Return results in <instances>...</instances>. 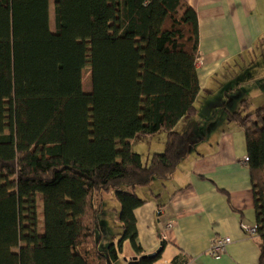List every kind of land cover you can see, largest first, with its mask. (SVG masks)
I'll list each match as a JSON object with an SVG mask.
<instances>
[{"label": "trees", "instance_id": "16d2710c", "mask_svg": "<svg viewBox=\"0 0 264 264\" xmlns=\"http://www.w3.org/2000/svg\"><path fill=\"white\" fill-rule=\"evenodd\" d=\"M200 56L185 0H53V13L50 0H0V264H155L137 189L171 179L193 145ZM228 119L246 133L264 264V104ZM162 130L145 167L133 141Z\"/></svg>", "mask_w": 264, "mask_h": 264}, {"label": "crops", "instance_id": "0c3cea01", "mask_svg": "<svg viewBox=\"0 0 264 264\" xmlns=\"http://www.w3.org/2000/svg\"><path fill=\"white\" fill-rule=\"evenodd\" d=\"M185 1L199 20L201 56L196 66L201 90L228 63L241 59L249 75L260 80L255 91H261L264 0ZM248 53L263 55L258 65L255 56L245 57ZM225 96L198 101L196 115L184 128L193 144L186 156L171 179L142 187L148 202L135 210L138 237L146 255L162 248L155 264L176 259L184 264H259L258 240L242 229L256 226L246 133L228 119L238 107L228 109ZM228 237L232 241L226 253L215 260L209 255L213 241Z\"/></svg>", "mask_w": 264, "mask_h": 264}, {"label": "rangeland", "instance_id": "374dc122", "mask_svg": "<svg viewBox=\"0 0 264 264\" xmlns=\"http://www.w3.org/2000/svg\"><path fill=\"white\" fill-rule=\"evenodd\" d=\"M50 4L53 13V0H50ZM245 55V57L255 56V65H258V58L263 56L261 54L254 55L250 53ZM222 59L223 57L219 58L217 62L221 61ZM243 62L244 61L241 59L232 60L226 65L227 69L224 71V73L223 71H220L214 77H212L209 82H207V84L202 87L199 96V101H201L202 98L211 95L217 96V99H222V96L226 95L225 103L227 104V107L230 110L235 106L238 107L237 110L234 109L235 111H239L243 115H247L253 112L254 110L258 109L261 104L264 103V88H261V91H255V85H257V83H260V80L255 79L254 77L249 75L248 68L244 65ZM83 86L87 92L91 90V74L89 68L84 70ZM246 97H251V99L247 101ZM179 130H183L182 125ZM167 139V132L162 130L160 134L156 137H138L133 141L135 151L143 157V163L145 167H148L150 165L151 160L155 154L163 153L165 151ZM193 150H195V147L193 148ZM142 190L143 188L137 189V194L139 196L143 195ZM108 205L111 208V216L114 215L115 217V215L119 212L120 204L112 199V201H110ZM112 230L116 232L115 230L118 229ZM109 232L111 233V231Z\"/></svg>", "mask_w": 264, "mask_h": 264}, {"label": "built area", "instance_id": "2783aa9c", "mask_svg": "<svg viewBox=\"0 0 264 264\" xmlns=\"http://www.w3.org/2000/svg\"><path fill=\"white\" fill-rule=\"evenodd\" d=\"M242 229L250 236H255L257 233L256 226L253 228H249L244 225L242 226ZM231 241L232 240L229 237L215 239L212 243L209 255L216 260H220L223 254L226 252L227 247L231 243Z\"/></svg>", "mask_w": 264, "mask_h": 264}, {"label": "water", "instance_id": "95a60500", "mask_svg": "<svg viewBox=\"0 0 264 264\" xmlns=\"http://www.w3.org/2000/svg\"><path fill=\"white\" fill-rule=\"evenodd\" d=\"M160 249L156 252V253H154V254H150V255H146V256H143V257H148L149 259H154L155 258V256L158 254V253H160ZM142 257V258H143ZM130 264H138V259L137 258H134V260L132 261V262H130Z\"/></svg>", "mask_w": 264, "mask_h": 264}]
</instances>
